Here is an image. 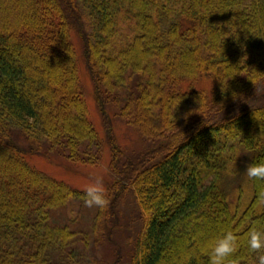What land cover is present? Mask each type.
Masks as SVG:
<instances>
[{
    "label": "trees",
    "instance_id": "1",
    "mask_svg": "<svg viewBox=\"0 0 264 264\" xmlns=\"http://www.w3.org/2000/svg\"><path fill=\"white\" fill-rule=\"evenodd\" d=\"M79 59L110 150L89 229L113 252L102 262L209 264L207 242L230 230L229 264H261L246 237L264 232V180L246 168L264 162V0H0V264H79L87 247L50 222L85 190L26 161L100 160ZM201 78L208 91L183 87ZM111 114L136 132L127 156Z\"/></svg>",
    "mask_w": 264,
    "mask_h": 264
},
{
    "label": "rangeland",
    "instance_id": "2",
    "mask_svg": "<svg viewBox=\"0 0 264 264\" xmlns=\"http://www.w3.org/2000/svg\"><path fill=\"white\" fill-rule=\"evenodd\" d=\"M75 41L76 43L78 42V40L76 39ZM79 68L80 81L83 87V93L85 95L88 117L95 126L99 136L103 141L102 154L100 160L94 165L73 163L66 160L63 156L59 155L55 151H52L49 152V154L47 155H27L26 161L29 165L35 167L37 170L55 179L62 180L73 188L86 190L89 185L99 182L104 189L105 186L110 183L112 179L108 165L110 159V150L109 145L104 139L106 136V130L100 118L99 112L96 108L93 99L92 84L85 71L81 59H79ZM188 86H192L196 89L203 88L208 91L211 87V83L209 79L201 78L192 85H183V87ZM263 91L264 86L262 84H259L257 87V92L262 93ZM111 118V127L113 130V134L119 146L125 150L123 157L127 156L129 154L128 152L134 146L133 140L136 132L132 131V133L131 131H129L125 127V125L119 121L120 119H114L112 114ZM72 210L74 211L68 212V207H63L61 209L54 210L53 212H51L50 222L58 224H67L73 231L78 234L75 242L72 243L73 247H78L81 250L83 249L82 246L85 244L86 241L87 247L82 251V256L80 257V259H78L79 264H107L106 262H102V257H104L106 261H113V252H107L106 248L102 247L101 245H96L93 242V236L89 231L91 227V220L95 214V207H89L85 203H83L79 206L78 209H76V207H73ZM123 219V223L126 222V216H124ZM128 230L129 229H127V227H122L121 229H118L116 235L113 236L116 242L122 244V247L124 245V239L126 237L125 235L128 233ZM125 250L127 251V249ZM122 257L124 258V254L122 255ZM124 263V259L119 262V264Z\"/></svg>",
    "mask_w": 264,
    "mask_h": 264
},
{
    "label": "clouds",
    "instance_id": "3",
    "mask_svg": "<svg viewBox=\"0 0 264 264\" xmlns=\"http://www.w3.org/2000/svg\"><path fill=\"white\" fill-rule=\"evenodd\" d=\"M249 178L264 180V162L254 163L246 168ZM85 204L89 207L95 205L104 207L107 200L104 196V189L99 182L93 183L85 190ZM261 199H264V190L260 192ZM247 246L252 251L264 248V232L256 228H250L246 237ZM237 237L230 230H223L219 235L207 242L205 250L209 257V264H229L230 258L237 249ZM261 264H264V255L260 257Z\"/></svg>",
    "mask_w": 264,
    "mask_h": 264
}]
</instances>
